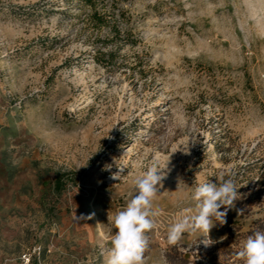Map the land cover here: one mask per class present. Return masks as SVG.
<instances>
[{
    "label": "rangeland",
    "instance_id": "obj_1",
    "mask_svg": "<svg viewBox=\"0 0 264 264\" xmlns=\"http://www.w3.org/2000/svg\"><path fill=\"white\" fill-rule=\"evenodd\" d=\"M100 1L135 43L116 41L121 69L92 59L115 39L78 1L0 0V264H106L108 216L152 164L167 175L145 264H245L264 221V0ZM229 176L239 195L217 242L170 245L194 188Z\"/></svg>",
    "mask_w": 264,
    "mask_h": 264
},
{
    "label": "clouds",
    "instance_id": "obj_2",
    "mask_svg": "<svg viewBox=\"0 0 264 264\" xmlns=\"http://www.w3.org/2000/svg\"><path fill=\"white\" fill-rule=\"evenodd\" d=\"M116 166L119 170L111 174L114 180L120 179L125 168L124 165ZM105 170L110 171L111 165H106ZM166 175L167 172L157 164L149 166L134 180L136 194L114 216H108V222L115 231L106 264H145L144 253L149 244L147 233L156 227L155 218L160 215V210L153 206V199L163 187ZM238 195L233 176L221 178L218 183L197 185L191 193L194 206L178 212L167 229V242L176 245L185 233L200 232L203 237L201 243L205 247L216 243L211 239L210 231L217 223H226L228 210L235 206ZM75 218L85 219L83 216ZM238 255L245 260V264H264V231L258 230L249 235Z\"/></svg>",
    "mask_w": 264,
    "mask_h": 264
},
{
    "label": "trees",
    "instance_id": "obj_3",
    "mask_svg": "<svg viewBox=\"0 0 264 264\" xmlns=\"http://www.w3.org/2000/svg\"><path fill=\"white\" fill-rule=\"evenodd\" d=\"M78 1L82 6L85 8H88L90 10L89 15L87 16V27L88 28H93L96 30H100L104 27H108L110 25V12L104 10V7H101V1L100 0H76ZM110 27V26H109ZM112 33H113V39H115L113 42L112 48H109L110 46L108 44H103L105 45V48L103 49L102 47L104 46H98L99 40L96 39L95 43H92V48L94 50V54L91 56L92 59L96 64H99L100 66H103L105 69H113L118 65V61L116 56L120 52V46H118V42L120 41L121 47L125 46V44H130L134 45V42H129L131 39V34L130 33H124L122 29L119 28V26H111L110 27ZM112 46V44H111ZM126 64H119L117 66V69H121V67H125ZM55 182L57 186L61 184V177H57L55 179ZM256 186V185H255ZM257 188V187H256ZM250 204H248L249 206ZM264 231V221L261 219H258L255 222V228L249 232L250 235H252L255 231ZM166 258L169 263L171 264H188L189 261L185 259L183 256H178L175 255V253H167Z\"/></svg>",
    "mask_w": 264,
    "mask_h": 264
},
{
    "label": "built area",
    "instance_id": "obj_4",
    "mask_svg": "<svg viewBox=\"0 0 264 264\" xmlns=\"http://www.w3.org/2000/svg\"><path fill=\"white\" fill-rule=\"evenodd\" d=\"M23 261L28 262L26 255L23 256Z\"/></svg>",
    "mask_w": 264,
    "mask_h": 264
}]
</instances>
